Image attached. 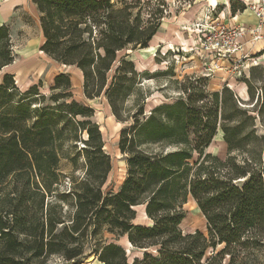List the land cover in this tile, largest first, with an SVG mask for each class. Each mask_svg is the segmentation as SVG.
I'll list each match as a JSON object with an SVG mask.
<instances>
[{"label": "trees", "instance_id": "obj_1", "mask_svg": "<svg viewBox=\"0 0 264 264\" xmlns=\"http://www.w3.org/2000/svg\"><path fill=\"white\" fill-rule=\"evenodd\" d=\"M31 2L39 15L40 50L81 72L85 98L104 95L114 117L130 121L118 139L126 173L116 192L103 191L110 155L91 120L94 109L73 98L68 73L54 76L47 98L37 85L19 91L13 75L3 73L0 264H46L55 255L63 264H78L87 251L101 264H238L262 247L264 134L257 133L246 102L226 84L209 91L206 78L186 76L182 95L144 113L128 51L148 46L169 14L168 1ZM13 57L9 27L1 24L0 72ZM244 75L239 81L247 85L248 101L253 94ZM257 101L258 95L253 105ZM219 131L223 159L207 151ZM79 157L81 175L71 174L69 188L60 189L62 159L76 169ZM188 196L205 218L206 234L180 228ZM137 206L150 224L135 222ZM121 237L140 256L129 261Z\"/></svg>", "mask_w": 264, "mask_h": 264}, {"label": "rangeland", "instance_id": "obj_2", "mask_svg": "<svg viewBox=\"0 0 264 264\" xmlns=\"http://www.w3.org/2000/svg\"><path fill=\"white\" fill-rule=\"evenodd\" d=\"M17 5L13 8L10 17L5 24L8 25L11 33L13 49V61L5 66L0 72V82L3 73H10L19 88L25 91L32 85H37L40 93L50 95V86L53 78L60 72L70 75L72 84V96L75 100L91 106L94 109L91 120L99 126L104 142L103 149L110 155L111 170L102 187L103 191L116 192L122 184L126 173V155L118 149V139L121 129L129 125L130 121L120 122L112 114L104 95L93 99L85 98L82 91V77L79 76L77 68L65 66L51 60L41 50L43 41L39 26V15L24 0H16ZM169 14L163 18L162 25L156 35L151 39L148 46L143 49L129 50L128 56L134 62L138 70L137 82L140 87V99L144 100V113L147 115L153 107L158 104L172 102L181 94L179 84L186 76L206 78V88L209 91L220 90L224 77L222 72H207L204 67L205 61L201 58L197 48L196 26L208 19L218 18L225 25L234 24L254 25L258 24L257 12L264 11V0H167ZM21 2V3H20ZM240 9L233 13L232 8ZM240 15L238 23H231V16ZM243 22V23H241ZM264 28V17L262 32ZM244 40L248 41V38ZM258 42V41H257ZM245 43L249 46L247 57L243 60L249 68L244 76H249L248 86L253 94L252 100L243 104L249 109L252 115L256 116L255 126L258 134H264V105L261 112V119L257 113L264 100V35L261 42ZM256 51V52H255ZM254 52V53H251ZM249 53V54H248ZM256 62L253 66L252 62ZM247 64L244 68H247ZM250 69V72H249ZM208 73V74H207ZM207 74V75H206ZM244 73H228L231 82L239 81ZM82 75V74H81ZM227 79V78H226ZM227 85V84H226ZM246 85V84H245ZM247 88V85H246ZM258 101L255 105V98ZM134 95L126 98V106L133 103ZM243 100V99H242ZM49 100L45 99L44 103ZM80 148L83 143L77 142ZM208 152L220 158L226 156V144L219 131L213 138ZM70 154H72L70 152ZM77 168L73 169L70 162L62 159L60 168L64 178L60 189L67 190L70 186V175L80 176L83 169L82 158L79 157ZM185 218L180 224L184 233L200 230L206 234V221L202 213L196 206L195 201L190 196L183 204ZM135 222L150 224L142 206L136 207ZM111 239V235H107ZM117 242L122 245L128 254V259L140 256L138 249L132 248L125 237H121ZM65 261L59 256H51L46 264H63ZM238 264H264V245L260 248L251 249L245 253L242 261ZM78 264H101L92 251H87L81 262Z\"/></svg>", "mask_w": 264, "mask_h": 264}, {"label": "built area", "instance_id": "obj_3", "mask_svg": "<svg viewBox=\"0 0 264 264\" xmlns=\"http://www.w3.org/2000/svg\"><path fill=\"white\" fill-rule=\"evenodd\" d=\"M258 24L225 25L218 18L208 19L196 26L198 55L204 59V69L209 72H217L221 69L228 70L232 74H245L243 61L248 55L246 53L244 40L257 42L263 38L262 24L264 11H258ZM253 65L256 62H252ZM247 68L249 65L247 64ZM207 73V74H208ZM206 74V75H207Z\"/></svg>", "mask_w": 264, "mask_h": 264}, {"label": "crops", "instance_id": "obj_4", "mask_svg": "<svg viewBox=\"0 0 264 264\" xmlns=\"http://www.w3.org/2000/svg\"><path fill=\"white\" fill-rule=\"evenodd\" d=\"M26 3H28V5L34 10V11H36L37 13H38V11H37V9H36V7H35V5L31 2V0H24ZM21 3V2H20ZM18 3H17V1L16 0H0V25L1 24H5L6 22H7V19L10 17V14H11V12H12V10H13V8L17 5ZM240 15H234L233 17L231 16V23H238V19L240 18L239 17ZM241 23H243V22H241ZM162 25V24H161ZM263 35H264V28H263ZM246 38H248V37H246ZM258 42H261V40L260 41H258ZM257 42V43H258ZM247 43H252V44H254L255 42H252V41H247ZM249 44H247L248 46H249ZM246 45V46H247ZM247 48V47H246ZM250 48V47H249ZM249 48H247V52H248V49ZM256 52V51H255ZM251 53V52H250ZM252 53H254V52H252ZM251 53V54H252ZM249 54V53H248ZM248 68H245V72H246V70H247ZM77 70V72H78V74H79V76H81L82 77V75H81V72L78 70V69H76ZM218 72H222L221 73V75H222V77H224V81H223V83H226L241 99H243V100H247L248 99V94H247V88H246V85H245V83H243V82H238V81H234V82H231V78L229 77L228 78V76H230V75H228V73H229V71L228 70H225L224 68L223 69H221V70H219ZM232 74V73H231ZM226 75H228V76H226ZM227 78V79H226Z\"/></svg>", "mask_w": 264, "mask_h": 264}]
</instances>
